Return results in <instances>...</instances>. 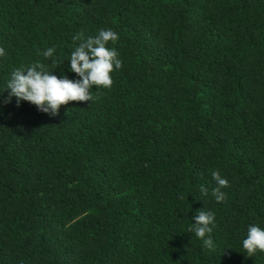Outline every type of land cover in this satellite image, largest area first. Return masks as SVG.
<instances>
[{
  "label": "trees",
  "instance_id": "trees-1",
  "mask_svg": "<svg viewBox=\"0 0 264 264\" xmlns=\"http://www.w3.org/2000/svg\"><path fill=\"white\" fill-rule=\"evenodd\" d=\"M101 29L110 88L55 116L5 102L36 62L80 79L73 37ZM0 47V264H264L242 245L264 229V0H0Z\"/></svg>",
  "mask_w": 264,
  "mask_h": 264
},
{
  "label": "clouds",
  "instance_id": "clouds-1",
  "mask_svg": "<svg viewBox=\"0 0 264 264\" xmlns=\"http://www.w3.org/2000/svg\"><path fill=\"white\" fill-rule=\"evenodd\" d=\"M118 34L111 29H101L95 36L83 37L78 34L73 40L80 43L71 52L70 70L78 74L80 79H69L67 75L58 77L53 71L46 70L43 63H33L25 68H17L11 73V78L7 81L4 90H10L5 102H10L12 97L20 101H28L37 106L38 110L50 115H57L61 105H66L70 101H92L93 97L90 89L93 86L110 88L113 80L110 73L122 67V61L118 58L117 51L110 49L106 45L111 41L115 42ZM54 47H49L43 51L45 58H50L51 62L57 66L54 58ZM5 55V49L0 47V57ZM55 67V68H56ZM216 187L212 189V196L217 202H222L226 193L221 189L229 186V181L223 178L218 171L211 173ZM203 195L208 194V189L203 185L200 188ZM193 219L195 223L189 228L197 238L203 241V245L209 249L214 247L210 234L214 223V213L210 211L197 210ZM243 248L248 256H253L257 250L264 251V229L257 225H250L247 237L242 241Z\"/></svg>",
  "mask_w": 264,
  "mask_h": 264
}]
</instances>
